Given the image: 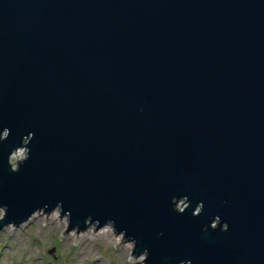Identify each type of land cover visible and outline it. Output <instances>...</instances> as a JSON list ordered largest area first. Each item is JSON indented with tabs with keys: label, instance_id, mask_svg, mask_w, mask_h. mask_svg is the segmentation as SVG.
I'll use <instances>...</instances> for the list:
<instances>
[{
	"label": "water",
	"instance_id": "water-1",
	"mask_svg": "<svg viewBox=\"0 0 264 264\" xmlns=\"http://www.w3.org/2000/svg\"><path fill=\"white\" fill-rule=\"evenodd\" d=\"M55 207L145 264H264V0H0V229Z\"/></svg>",
	"mask_w": 264,
	"mask_h": 264
},
{
	"label": "rangeland",
	"instance_id": "rangeland-1",
	"mask_svg": "<svg viewBox=\"0 0 264 264\" xmlns=\"http://www.w3.org/2000/svg\"><path fill=\"white\" fill-rule=\"evenodd\" d=\"M23 154L19 148L10 156L12 167ZM66 227L67 218L59 217L57 207L49 212L39 210L17 226H4L0 229V264H145V254H131L132 241L110 224L96 230L88 224L83 230L64 232Z\"/></svg>",
	"mask_w": 264,
	"mask_h": 264
},
{
	"label": "bare ground",
	"instance_id": "bare-ground-1",
	"mask_svg": "<svg viewBox=\"0 0 264 264\" xmlns=\"http://www.w3.org/2000/svg\"><path fill=\"white\" fill-rule=\"evenodd\" d=\"M12 156V155H11ZM20 264H24V263H20Z\"/></svg>",
	"mask_w": 264,
	"mask_h": 264
}]
</instances>
